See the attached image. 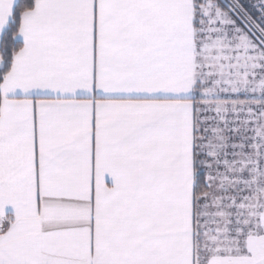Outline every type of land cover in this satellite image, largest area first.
Here are the masks:
<instances>
[{
	"label": "snow or ice",
	"instance_id": "6c2138e0",
	"mask_svg": "<svg viewBox=\"0 0 264 264\" xmlns=\"http://www.w3.org/2000/svg\"><path fill=\"white\" fill-rule=\"evenodd\" d=\"M0 264H264V0H0Z\"/></svg>",
	"mask_w": 264,
	"mask_h": 264
}]
</instances>
